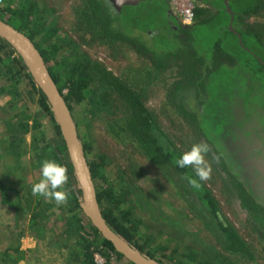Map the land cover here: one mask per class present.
Segmentation results:
<instances>
[{
  "label": "rangeland",
  "instance_id": "obj_1",
  "mask_svg": "<svg viewBox=\"0 0 264 264\" xmlns=\"http://www.w3.org/2000/svg\"><path fill=\"white\" fill-rule=\"evenodd\" d=\"M262 1L257 14L239 18L235 12L245 10L248 0H230L235 21L228 8L227 12L225 7L213 9L209 16V10L201 9L200 21L184 30L186 36L181 32L175 36V27L168 29L161 0L124 6L121 15L104 5L98 13L92 0L0 1V19L27 35L41 55L44 52L42 57L58 76L64 93L69 92L71 79L84 77L88 81L83 101L74 103L70 110L82 145L88 146L89 159L103 156L101 176L93 179L96 193L111 192L118 204L112 198L105 204L121 219L124 212L129 214L131 221L124 222L136 227L135 240L144 248L141 253L158 264H264V229L241 206L216 155L217 150L224 170L247 190L245 195L264 203ZM214 3L222 6L226 1ZM88 14L94 16L92 28L88 27ZM253 29L257 32L247 31ZM111 30L120 32L111 34ZM183 46L193 50L192 57H186L185 62L171 58L166 65L159 64L161 52ZM190 62L191 68L197 67L196 72L205 69L201 86L206 96H167L166 90L181 78L175 74L177 68L183 66L188 73ZM156 66L168 70L157 78ZM97 67L111 71L142 94L149 86L153 89L151 95L142 96L143 102L182 153L193 144L209 146L205 158L212 169L211 179L202 183L216 199L221 217L252 247L251 257L224 248L206 228L199 208L191 205L192 196L200 201L197 193L187 192L185 182L177 183L179 188L171 180V172L158 167L139 149L127 132V109L121 97L101 80ZM158 79L161 82L157 83ZM41 90V75L27 47L0 30V264H53L55 256L52 245L23 250L18 239L33 211L56 204L32 194L42 162L54 160L66 169L69 161L73 164L70 151L67 154L59 149L62 137L54 127L60 119L53 108L55 119L41 106ZM184 108L190 113L203 109L204 114L196 121L194 115L184 114ZM73 172L76 177L75 169ZM68 177L62 189L69 194L64 206L76 216L77 224L72 221L76 236L63 250L68 248L76 257L85 243L100 245L104 236L94 232L81 196V208H77L72 191L81 187L77 177ZM32 224L36 240L45 241L41 229ZM110 263L119 264L116 260Z\"/></svg>",
  "mask_w": 264,
  "mask_h": 264
},
{
  "label": "trees",
  "instance_id": "obj_2",
  "mask_svg": "<svg viewBox=\"0 0 264 264\" xmlns=\"http://www.w3.org/2000/svg\"><path fill=\"white\" fill-rule=\"evenodd\" d=\"M241 1V0H238ZM244 1V0H243ZM93 5L92 8L98 13H101V8L99 6L104 5L108 9V5L105 2V0H92ZM262 0H248L246 9L243 10V12L238 13V17L240 18L242 15L244 16H250L255 15L259 12V9L262 6ZM231 3V2H230ZM201 7H198L196 10V20L202 15L201 13ZM232 9V7H231ZM89 19V26L91 28L93 27V21L94 16H91V14H88ZM243 21V20H242ZM111 27H109V30ZM249 33H256V30H247ZM115 33L120 32L119 30L114 31ZM113 30H111L109 33L114 34ZM261 34V33H260ZM262 35V34H261ZM261 39V38H260ZM263 45V39L260 40ZM42 55L45 57L44 52H42ZM50 73L56 82L58 84V88L60 92L62 93L65 101L67 102L70 109H72L74 103H80L84 99V89L88 86V81L84 77H78L71 79L68 87L69 92L66 94L63 91V88L59 85V78L58 76L51 71L49 68ZM97 71L101 76V80L109 85L110 88H113L114 91L118 93V95L121 97L126 109H127V120L125 122L127 132L131 136L132 140L135 141L139 145V149L152 161L154 162L158 167L161 169L171 172V180L180 188L181 183H186L188 185L187 192H194L197 193L198 198L200 199L199 202H197V199L192 196L191 200L193 203L191 204L192 207L196 210V208H199V212L205 216V225L206 228L214 235V237L217 239V241L228 251L235 252V253H242L247 256H252V247L239 235V233L236 231V229L233 227V225L227 220L223 219L220 214V209L218 206V203L216 199L211 195L210 191L206 186L203 185L202 181H199V178L196 177L195 172L192 168H179L176 166L175 161L182 155V152L176 147L174 142L171 140V138L165 133V131L162 129V127L157 123L155 117L153 114L149 111V109L146 107V105L143 102L142 93L138 92L137 90L133 89L132 86L124 83L119 77L115 76L111 71L102 68L97 67ZM195 83V81H194ZM193 81H189V84L194 86ZM67 85V84H66ZM187 85V84H186ZM186 85H181V83L178 85L179 88H181L184 91V88ZM179 98V96H178ZM40 104L43 107V109L50 114L53 118V110L50 102L47 99V96L43 93L41 90V98H40ZM183 104V103H182ZM184 114L187 116H193L194 114L190 113L188 109H183ZM198 114H201L198 112ZM195 120L197 119L196 115H194ZM55 119V118H54ZM55 124V130L58 136L62 137L61 144L58 145L59 149L63 152L69 153V147L67 145V142L64 140L63 137V130L60 122L56 120ZM198 127V126H197ZM212 145V143H210ZM213 146V145H212ZM214 147V146H213ZM84 152L86 154V158L88 160V166L92 175V178L95 180L101 176L102 173V166H103V156L97 158L89 159L87 155V148L88 146L84 144L83 146ZM215 149V147H214ZM216 150V149H215ZM216 155L219 159L220 166L222 170L226 173V175L229 176L230 182L232 186L235 189L236 196L238 197V200H240L241 206L246 208L250 219L261 229H264V203L259 202L256 200V197L251 196L248 197L245 194L247 193V190L242 187L231 174H229V171L224 170L223 165V158L220 155V153L216 150ZM69 168L67 169L68 176L72 177L74 175L73 172V164L69 161ZM76 178V177H75ZM189 178H196L199 183V188H193L189 184ZM179 183V184H177ZM75 193V201L77 208H81L79 197L81 196L83 198V192L81 189H78L76 192L75 190L72 191ZM78 193V194H77ZM98 201L100 204V207L102 209V214L107 221V223L115 229L118 233H120L124 238H126L131 244H133L135 247H137L139 250L144 251V248L139 245L135 240V226H128L125 224V222H130L131 218L127 212H124L122 215V219L116 214V211L111 206H107L105 203L109 202L110 198H112L115 201L114 197L111 195V192H99L97 191ZM145 195L143 196V198ZM146 198V197H145ZM111 201V200H110ZM148 204L149 200H147ZM118 204V202H116ZM201 204V205H200ZM125 221V222H124ZM94 232L99 235H101V232L96 228V226H93ZM104 249L101 250L105 253L106 256L109 257L110 252H115L117 255V259H126L128 264H135L128 258H126L123 254L118 252L111 241L105 239L103 237ZM96 246L92 241H89L85 246V253L84 258L87 262L86 264H92L93 263V251L92 247ZM149 254V253H148ZM150 256H153V254H149ZM155 257V256H153ZM111 264V263H110Z\"/></svg>",
  "mask_w": 264,
  "mask_h": 264
},
{
  "label": "water",
  "instance_id": "obj_3",
  "mask_svg": "<svg viewBox=\"0 0 264 264\" xmlns=\"http://www.w3.org/2000/svg\"><path fill=\"white\" fill-rule=\"evenodd\" d=\"M140 1L145 0H110L118 12L121 11L123 6H135ZM225 1V6L228 8L231 14H233L232 9L230 8V0ZM0 30L10 34L12 37L24 44L27 47L32 60L37 65L38 71L41 75L42 89L46 94L54 112L59 116L60 119L59 122L62 126L63 134L69 147L70 157L75 169V174L83 192V208L86 215L101 232L104 238L111 241L115 249L123 254L126 258L135 264H158L153 259L142 254L137 247H135L120 233L113 229L105 220L98 201L94 181L88 166V160L86 158L76 124L73 120L71 110L62 93L60 92L56 82L54 81L42 55L34 43L27 35L1 19Z\"/></svg>",
  "mask_w": 264,
  "mask_h": 264
},
{
  "label": "crops",
  "instance_id": "obj_4",
  "mask_svg": "<svg viewBox=\"0 0 264 264\" xmlns=\"http://www.w3.org/2000/svg\"><path fill=\"white\" fill-rule=\"evenodd\" d=\"M224 7L226 11L227 7L225 6L224 3L222 4V6H216L214 1L208 2V3L203 1V6L201 8L209 10V12L207 13L209 16V14L212 13L213 9L217 10V9L224 8ZM232 13L234 14V12ZM237 14L238 13L235 12V15ZM235 15L234 17H232V20L234 21L236 20ZM201 17L202 15L197 19L196 23L200 21ZM240 22L244 24V21H240ZM230 24L233 25L231 22H229V25ZM194 25L190 26V28L193 27ZM13 212L16 213V211H13ZM17 212H20V211H17ZM71 216H72V213L70 212L68 207H65L64 205L58 206L57 204L53 206H44L43 208L38 209L36 212L33 211L31 218L29 220L28 227H26L27 229L25 233L23 235H20V237L18 238L21 241L20 248L23 250L29 249L30 251H36L37 250L36 247H40V245L42 244H46V245L48 244V245L54 246L55 248V250L52 249L53 250L52 252L55 253V256H52L53 264L55 262H57V264H86L87 262L85 261L84 253H85V246L89 241L84 244L83 249L80 251V254L77 255L76 257H72L70 255V251L68 248L66 249V251L63 250L64 247L71 246V243H70L71 239L75 238L76 236V231L73 229L71 225L72 221L75 220L76 216L75 217L74 215L72 217ZM14 218L19 219L18 217H14ZM34 222L41 229V233L46 237L45 241L36 240L37 235H35V233L33 232V228H32L33 226L32 223ZM74 223L77 224V221L76 222L74 221ZM76 245L78 246L79 243L77 242ZM75 247L73 246L72 248L73 253H74ZM61 252L62 253L64 252L63 257H61L62 255ZM115 260L119 264H128L127 263L128 261L126 259H117L116 257Z\"/></svg>",
  "mask_w": 264,
  "mask_h": 264
},
{
  "label": "clouds",
  "instance_id": "obj_5",
  "mask_svg": "<svg viewBox=\"0 0 264 264\" xmlns=\"http://www.w3.org/2000/svg\"><path fill=\"white\" fill-rule=\"evenodd\" d=\"M210 151L206 143L193 144L188 151L175 161L179 168H192L199 181L211 179V166L206 160V154ZM67 169L54 160H44L40 168V179L32 185L33 196L54 200L59 205L68 203L69 194L62 190L68 182ZM196 178H189V184L193 188H199L200 183Z\"/></svg>",
  "mask_w": 264,
  "mask_h": 264
},
{
  "label": "flooded vegetation",
  "instance_id": "obj_6",
  "mask_svg": "<svg viewBox=\"0 0 264 264\" xmlns=\"http://www.w3.org/2000/svg\"><path fill=\"white\" fill-rule=\"evenodd\" d=\"M161 1L163 2V4H165V7H166V14H167V24H166V26L168 27V29L170 31H172L173 30V27H175L174 30H177L175 36H178V34L180 32H181V35L186 36L187 33L184 30L186 29V31H188L187 30V27L190 28V26H184V25H182L180 19L171 10L170 4H169V0H161ZM198 1H200L203 4V1L208 3V2H213L214 0H203V1L198 0ZM105 2L107 3L108 10L110 12L113 11L116 14H119V15L122 14V10H123V7L124 6L122 7L121 11L118 12V10L116 9V7L114 6V4L112 2H110V0H105ZM141 2H143V1H140L137 5H139ZM137 5H135V6H137ZM127 6H133V5H127ZM147 44H149V43H147ZM148 47L149 48H152V46H150V44H149ZM161 53L163 55H160V63L159 64H162V65L166 63V60L168 61L171 58H174V59L177 58V59H180V60L182 59L185 62L186 57H192L193 54H194L193 50L191 48H187L186 46H183L180 50L172 51L171 49H167V50H165V52H161ZM186 66H188V69H189V72L188 73H185V71L182 69L183 66L177 68V72L175 74H179L178 77H181V78H179L176 81H174L173 84H172V86L169 89L166 90L167 96H206V90H205V88L203 89L202 86H201L202 82L205 79V73H204L205 69H204V67L203 68H199L198 71L196 72V68L197 67L196 68H194V67L191 68L192 67V63L191 62H190V66L189 65H186ZM165 68L166 67L160 69V66H156L155 67V69L157 71V78H160V75L163 73V70ZM212 69L213 68H211L209 72H211ZM166 70H168V68H166ZM159 80L160 79H158L156 82L157 83L161 82V80L160 81ZM190 80L193 81V83L195 81L194 86H192L191 84H189V81ZM180 83H181V85L182 84L183 85H186L187 84L186 87L184 88V91L181 88L178 87V85ZM149 85L150 84L147 83V87ZM132 88L134 89L133 86H132ZM148 88L149 89H147L145 92L143 90V93L144 94H142V96H145V95L149 96V95H151V93L153 92V89L150 88V86ZM199 90H201V92ZM199 93H202V94H199ZM203 93H204V95H203ZM197 98L200 101L199 97H197ZM204 101H205V99H204ZM200 104H204V103L200 102ZM192 113L194 115H196V117H197L196 121H198V119L201 117V115L204 114V110L201 109V111H200L201 114H198V113H195V112H192Z\"/></svg>",
  "mask_w": 264,
  "mask_h": 264
},
{
  "label": "built area",
  "instance_id": "obj_7",
  "mask_svg": "<svg viewBox=\"0 0 264 264\" xmlns=\"http://www.w3.org/2000/svg\"><path fill=\"white\" fill-rule=\"evenodd\" d=\"M1 1V0H0ZM173 13L180 19L182 25L190 26L196 22V10L203 4L198 0H169ZM104 245L100 244L92 247L93 263L92 264H109L117 257L115 252H110L109 257L101 250Z\"/></svg>",
  "mask_w": 264,
  "mask_h": 264
}]
</instances>
